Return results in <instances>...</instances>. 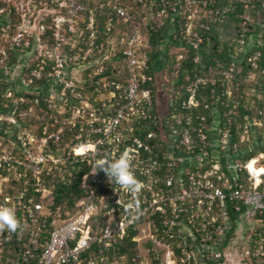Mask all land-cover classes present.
Segmentation results:
<instances>
[{
    "label": "built area",
    "instance_id": "obj_1",
    "mask_svg": "<svg viewBox=\"0 0 264 264\" xmlns=\"http://www.w3.org/2000/svg\"><path fill=\"white\" fill-rule=\"evenodd\" d=\"M0 2L13 3L15 15L12 20L7 13L0 25L7 41L0 48V89L7 86L0 97L16 104V93L29 95L27 115L36 111L45 117L37 120L36 130L18 121L16 109L0 111V205L13 206L21 224L15 233L0 230V264H82V255L97 240L108 248L131 227L139 232L137 242L165 245L168 264H176L173 249L158 239L154 216H159L163 235L194 238L202 233L201 243L211 244L208 251L188 244L191 251L184 250L182 260L187 264L197 249L205 257L200 264H224L234 240L227 239L228 224L242 219L249 225L246 243L235 254L245 256L247 264H264V106L249 104L242 114L238 104L222 114L211 109L212 122L202 116L197 124L193 114L200 107L199 86L206 82L221 80L227 100L240 92V81L255 83L263 88L255 96L264 98V24L253 13L264 10V0ZM53 5L57 9L51 13ZM140 21L152 23L153 29L177 23L192 52L195 80L179 88L189 94L180 111L161 115L157 110L151 47ZM228 22L237 31L231 51L221 44V29ZM47 31H53L52 44L45 39ZM173 39L180 40L177 34ZM217 53L225 54L228 63ZM30 54L34 59L21 65ZM244 67L246 76L237 77ZM250 96L248 88L240 97L251 102ZM257 144L259 152L250 158ZM125 150L134 155L133 170L144 185L135 198L94 167L97 159L115 158ZM82 165L87 171L79 188L85 197L76 204L78 211L63 223L56 215L49 229L53 215L45 200L53 188L46 178L72 176V169ZM92 177L111 198L97 202L87 181ZM99 217L106 226L98 239L92 224Z\"/></svg>",
    "mask_w": 264,
    "mask_h": 264
},
{
    "label": "trees",
    "instance_id": "obj_2",
    "mask_svg": "<svg viewBox=\"0 0 264 264\" xmlns=\"http://www.w3.org/2000/svg\"><path fill=\"white\" fill-rule=\"evenodd\" d=\"M81 1V0H80ZM52 8L57 9L56 6H52ZM4 10H6L4 12ZM156 12L157 10H153ZM7 13L10 14V18L12 20L15 19L14 15V4L0 2V25L2 21L6 17ZM99 23H100V18ZM141 27L143 32L148 34L149 37V45L151 50L149 51L150 55V62L153 63L154 67L160 63V67L164 68L165 75L167 77L166 85L167 90L172 94V96L166 97L165 101L167 103V113L170 111H180L182 110L181 104L183 99H188L189 94L186 92V89L183 91H179V88L184 87L186 88L192 82H194L193 72L195 71V65L193 64V55L191 50H189L186 46L185 38L180 36V30L178 28V24L175 23V28H171L170 22H166L165 26H161V28H151L152 23L143 24L141 21ZM4 24V23H3ZM2 27H0L1 29ZM80 29H84V25L81 24ZM100 33L99 35L102 36L104 34L103 29L99 28L98 30ZM170 31V32H169ZM53 31H47L45 39H48L49 43H53L52 38ZM168 33H171L168 36ZM177 34L180 40L173 39V36ZM2 34H0V48L2 42L7 43L5 39H3ZM74 35L68 34L69 38H73ZM167 40H170L172 43H166ZM68 51L71 52V47L68 46ZM211 51H218V49L214 48ZM183 56V60L178 61V57ZM216 57L221 58L225 64L228 63V59L225 54H215ZM162 63V64H161ZM162 65V66H161ZM36 66V63L32 64V68ZM247 67L243 68L238 71L237 77H243L247 74ZM28 74V73H26ZM25 74V75H26ZM187 75H190V79H187ZM202 76V75H201ZM158 76L155 75V82L154 87H152L153 96L155 98L156 107L158 108V99L165 98L164 96L160 97V93L157 91V81ZM260 78V74H259ZM241 88L240 92H234L231 99L227 100L226 89L227 87L221 86V80L217 84H211L210 82H206L205 84H201L200 90H198L196 99L200 103L199 108H194V123L197 124L202 116L206 117L208 122H212L213 116L211 115V109H214L217 114H222L229 106L238 104L239 105V114L245 113V108H249V104L254 103V105L258 108H262L264 106V98L259 96H255L256 93L263 92V88L255 83L240 81ZM20 83L17 81V85ZM5 85V86H4ZM251 89V93L253 96H250V101L247 102L246 100L241 99V95L247 89ZM7 89L6 83H4L0 90L5 92ZM43 93L41 92L40 95ZM225 94V95H224ZM157 95V96H156ZM159 96V97H158ZM15 101H18L16 104H11V101L7 98L0 97V111L5 112L6 114L12 113L14 109L20 112L21 114H27L29 107L31 106V99L33 97L29 95H23L22 92L15 94ZM21 98H24V102H19ZM208 106V109L205 107ZM159 112V109H157ZM160 113V112H159ZM164 113V114H165ZM19 114V115H21ZM163 114V115H164ZM42 115V113L40 114ZM18 117V116H17ZM29 117V116H28ZM27 117L28 126L34 124V117ZM18 121L22 122L25 121L24 117L17 118ZM26 119V118H25ZM25 121V122H26ZM69 135H66L67 139ZM65 144H69V142L65 141ZM64 146V144H62ZM257 149L251 154L250 158L254 157L257 152H259L260 144H257ZM79 166V165H78ZM76 167L73 170V175L69 176L66 173L63 177L60 175H53L46 178V185L49 188H53V202L49 203L48 200H45L47 210L53 215L49 218L50 223L48 224L49 229H53V222L54 217L56 215L59 216L60 222H64L69 220L76 212L78 211L77 203L85 197L84 192L79 188L84 177L86 175L87 168L86 167ZM101 177L106 176L103 171L100 172ZM99 178V177H98ZM88 183L93 185V190L97 193V202L100 201L102 196L106 198L110 197L111 194L109 190L104 189L103 187H98L95 178H88ZM52 185V186H50ZM123 206L118 205L116 207L117 210H123ZM232 213V212H231ZM101 217V216H100ZM98 218L96 222H93L92 227L97 234V238L99 239V229H104L106 224L102 222L101 218ZM159 216L152 217L151 219L155 220L156 227H158V239L161 243H165L166 245L170 246L173 249L174 259L176 264H187L186 262H182L184 258H186L184 254V250L188 253L191 251L188 244H195L199 246V250L208 251L213 250L211 244H202L201 238L203 237L202 233H195L194 238L188 237L187 234H178L171 237L170 235H163V227L160 220H157ZM236 215L231 214V220H234ZM100 230V231H101ZM138 230L135 227L128 228L124 233L123 238H119L116 243H113L110 247L105 248L103 247V243L100 240H97L92 247L86 251L82 257V264H168L166 259L167 248L166 246H156L151 240H141L137 242L135 240L136 236L138 235ZM156 234V232H155ZM229 239V236L228 238ZM228 242V241H227ZM198 243H201L200 245ZM187 244V245H186ZM180 245V247H179ZM185 248V249H184ZM197 249L196 256H191V264H200V260H203L205 257L199 252ZM201 254V255H200ZM209 264H217L214 262L209 261Z\"/></svg>",
    "mask_w": 264,
    "mask_h": 264
},
{
    "label": "clouds",
    "instance_id": "obj_3",
    "mask_svg": "<svg viewBox=\"0 0 264 264\" xmlns=\"http://www.w3.org/2000/svg\"><path fill=\"white\" fill-rule=\"evenodd\" d=\"M134 155L130 150H125L117 157L99 158L95 161L94 167L103 171L110 183H114L127 194L135 198L142 188L143 183L138 180L134 172ZM21 228L16 209L9 205H0V230H7L15 233Z\"/></svg>",
    "mask_w": 264,
    "mask_h": 264
},
{
    "label": "crops",
    "instance_id": "obj_4",
    "mask_svg": "<svg viewBox=\"0 0 264 264\" xmlns=\"http://www.w3.org/2000/svg\"><path fill=\"white\" fill-rule=\"evenodd\" d=\"M220 1L223 2V0H220ZM237 1L241 2V4H243L242 2H247L249 0H237ZM253 13L256 17L257 22L260 24H264V10L256 9ZM236 32H237L236 27H235V24L233 22L226 23L224 25V27L221 29V34L223 36V39L221 40V44H222L224 50H226V51L230 50L231 51L230 45L233 44L236 40V36H237ZM170 34L171 33H168V36H170ZM166 43L170 44L172 42L170 40H167ZM32 59H34V54L27 55L26 57H24L20 60L21 65H22V63L24 64L27 61L32 60ZM21 70H20L21 73L20 74L18 73L19 76L16 79V81H19L22 74H23V70L22 71ZM153 71H154V73H153L154 76L155 75L158 76V78H157V81H159L157 84L158 93H160L162 96H165V97L167 95L171 96V94L169 93L171 90L169 89V92L167 90L168 89L167 85H166L167 77L165 75L164 68L160 67V63H158L154 67ZM248 226H249L248 223L242 219H240V220L236 219V220H234L228 224L229 239L233 238L235 241H234V243H232L233 248H230L232 250H230V254L228 255V258L224 262V264H247L245 262L246 261L245 256H243L242 254L236 255L235 253H237V249L240 246H243L245 244L244 238L246 237V231H247Z\"/></svg>",
    "mask_w": 264,
    "mask_h": 264
},
{
    "label": "rangeland",
    "instance_id": "obj_5",
    "mask_svg": "<svg viewBox=\"0 0 264 264\" xmlns=\"http://www.w3.org/2000/svg\"><path fill=\"white\" fill-rule=\"evenodd\" d=\"M53 8H51V6H50V12L52 13L53 12V10H52ZM40 18H42V15H40ZM157 96V95H156ZM159 97V96H158ZM160 97H162V95H160ZM165 97V96H164ZM166 97H168V96H166ZM166 97L165 98H161V99H158V109H159V112H160V114L161 115H163L164 113H165V111L167 110V103H166V101H165V99H166ZM55 98V100H57L58 99V97L57 96H55L54 97ZM15 98H13V100H14ZM16 114L18 115V117L20 118V116H22V114L20 113V112H18V111H16ZM19 114H21V115H19ZM24 114V113H23ZM29 115H27V114H25L24 115V120H27V117H28ZM29 117H34V124H33V128L34 129H36L37 127V125H38V121L37 120H39L42 116H40L39 114H37L36 113V111L34 112V114L32 115V116H29ZM28 117V118H29ZM26 118V119H25ZM45 119V117H43V118H41L40 119V121L42 122L43 120ZM28 121V120H27ZM37 130V129H36ZM36 132V131H35ZM50 186H52V185H50ZM53 192H50V194H49V202L50 203H52L53 202ZM100 230L101 229H99L98 231L100 232ZM245 240H244V242L246 243V237L244 238ZM234 241L235 240H233L232 241V243H234Z\"/></svg>",
    "mask_w": 264,
    "mask_h": 264
}]
</instances>
